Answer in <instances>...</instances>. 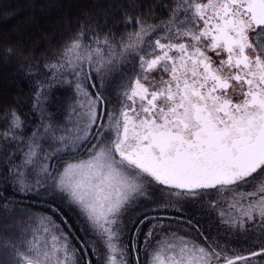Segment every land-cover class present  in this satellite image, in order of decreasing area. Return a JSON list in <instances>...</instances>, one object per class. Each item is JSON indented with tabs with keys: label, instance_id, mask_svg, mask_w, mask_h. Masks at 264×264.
<instances>
[{
	"label": "snow or ice",
	"instance_id": "1",
	"mask_svg": "<svg viewBox=\"0 0 264 264\" xmlns=\"http://www.w3.org/2000/svg\"><path fill=\"white\" fill-rule=\"evenodd\" d=\"M0 64V264H264V0H104Z\"/></svg>",
	"mask_w": 264,
	"mask_h": 264
},
{
	"label": "trees",
	"instance_id": "2",
	"mask_svg": "<svg viewBox=\"0 0 264 264\" xmlns=\"http://www.w3.org/2000/svg\"><path fill=\"white\" fill-rule=\"evenodd\" d=\"M104 0H0V38H15L18 29H26L39 41L44 34L58 33L74 22L85 6ZM12 66L0 64V96L14 95Z\"/></svg>",
	"mask_w": 264,
	"mask_h": 264
}]
</instances>
